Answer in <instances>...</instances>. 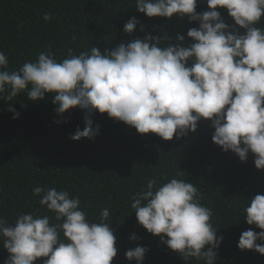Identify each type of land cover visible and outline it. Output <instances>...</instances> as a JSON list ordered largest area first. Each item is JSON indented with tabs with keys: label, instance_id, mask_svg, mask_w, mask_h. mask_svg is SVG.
<instances>
[{
	"label": "clouds",
	"instance_id": "9594fccd",
	"mask_svg": "<svg viewBox=\"0 0 264 264\" xmlns=\"http://www.w3.org/2000/svg\"><path fill=\"white\" fill-rule=\"evenodd\" d=\"M140 13L149 18L187 17L199 22L190 28L191 39L177 34V43L162 46L167 36L147 35L121 43L102 52L73 54L57 61L51 48L35 62H25L18 70H8L9 61L0 51V98L11 101L20 94L33 102L53 94L60 116L71 109L85 110V127L77 128L70 139H94L100 126L93 127L91 115L109 118L134 127L140 134L154 133L165 141L180 139L197 131L202 120L211 121L213 142L225 152L231 150L241 162L249 153L257 169L264 170V0H207L208 9L197 12L198 0H135ZM219 9H226L234 24L226 23ZM52 16L45 13L44 20ZM140 22L132 17L124 31L132 34ZM141 25L140 31H144ZM191 65L189 66V62ZM18 119L11 104L7 109ZM60 123V121H56ZM149 180L146 189L132 196L131 207L138 223L148 233L178 252L188 264L194 258L216 264L224 237L217 236L211 223L212 210L200 203L198 188L191 182L165 177ZM39 203L54 214H19L13 224L0 218V242L10 254L4 264H113L117 256L114 229L105 222L89 220L80 207L79 196L55 187H34ZM244 219L262 231L242 232L238 248L264 255V194H257L244 208ZM61 233L63 239H61ZM130 239H138L135 233ZM147 247L137 246L126 258L143 264Z\"/></svg>",
	"mask_w": 264,
	"mask_h": 264
},
{
	"label": "trees",
	"instance_id": "16d2710c",
	"mask_svg": "<svg viewBox=\"0 0 264 264\" xmlns=\"http://www.w3.org/2000/svg\"><path fill=\"white\" fill-rule=\"evenodd\" d=\"M207 10V0H198L197 12ZM219 11L226 23L234 24L226 9ZM45 13L52 19L45 21ZM132 17L140 23L128 34L124 25ZM258 26L264 27V18ZM193 27L198 28L199 22H189L187 17L149 18L138 11L135 0H0V51L10 71L35 62L49 48L61 61L68 57L69 48L75 55L93 46L111 51L149 34L168 35L162 46L177 43L175 37L182 34V44L188 46L192 41L187 32ZM52 100L51 93L38 102L28 100L26 94L11 101L0 98V218L14 226L19 214L33 213L49 215L57 223L33 193L37 186L55 187L79 196L80 207L92 222H100V213L109 210L105 222L114 229L118 249L113 264H136L125 254L137 246L149 249L143 264H186L178 252L138 223L131 207L132 196L145 190L150 179L157 180L158 187L165 177L176 178L196 185L200 203L212 210L211 223L217 236L224 237L215 250L216 264H264V255L237 246L242 232L262 231L247 224L244 208L255 195L264 194V170L256 168L253 154L241 162L231 150L216 145L211 121L202 119L195 133L165 141L97 111L91 118L93 127L100 126L99 134L75 141L70 136L77 128L84 129L85 110L74 108L60 116ZM9 104L20 113L18 119L7 110ZM133 233L138 237L135 241L130 239ZM9 255L0 242V264ZM43 259L35 264H43ZM188 264L203 262L192 258Z\"/></svg>",
	"mask_w": 264,
	"mask_h": 264
}]
</instances>
